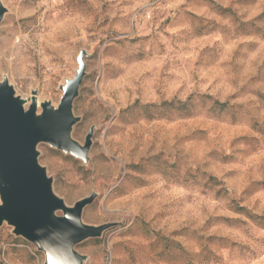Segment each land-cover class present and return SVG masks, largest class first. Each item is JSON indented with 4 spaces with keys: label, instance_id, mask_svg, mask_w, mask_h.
<instances>
[{
    "label": "rangeland",
    "instance_id": "rangeland-1",
    "mask_svg": "<svg viewBox=\"0 0 264 264\" xmlns=\"http://www.w3.org/2000/svg\"><path fill=\"white\" fill-rule=\"evenodd\" d=\"M1 3L0 82L37 113L84 52L71 137L92 133L88 161L37 145L53 192L94 193L82 222L111 224L75 246L82 264H264V0ZM44 262L2 223L0 264Z\"/></svg>",
    "mask_w": 264,
    "mask_h": 264
},
{
    "label": "water",
    "instance_id": "water-1",
    "mask_svg": "<svg viewBox=\"0 0 264 264\" xmlns=\"http://www.w3.org/2000/svg\"><path fill=\"white\" fill-rule=\"evenodd\" d=\"M5 12L0 0V21ZM84 52L77 56L78 68L71 79L60 86L62 96L57 108L50 102H38L35 93L29 100L17 95L7 79L0 82V226L13 227V233L36 246L45 255L44 264H82L83 256L75 246L87 238L99 237L111 226L82 222L84 207L95 194L67 206L52 189V178L38 162L37 145L71 154L83 163L88 161L91 146L89 132L81 145L71 137L78 121L72 104L85 74ZM30 101L28 107H25ZM61 211L62 215H57Z\"/></svg>",
    "mask_w": 264,
    "mask_h": 264
},
{
    "label": "trees",
    "instance_id": "trees-1",
    "mask_svg": "<svg viewBox=\"0 0 264 264\" xmlns=\"http://www.w3.org/2000/svg\"><path fill=\"white\" fill-rule=\"evenodd\" d=\"M204 97L209 98L210 96L205 95ZM188 102L187 101H169V102H165L163 105L160 106H165L168 109H176V110H185L187 108ZM211 105L218 108L219 111H223L225 109L226 103H221L218 101H212ZM237 211H244L245 208L243 206H235ZM251 218H253V220H255V218H260L263 219V217L261 216H253V215H249Z\"/></svg>",
    "mask_w": 264,
    "mask_h": 264
}]
</instances>
